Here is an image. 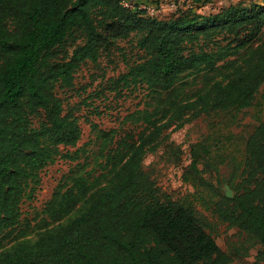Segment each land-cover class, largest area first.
I'll list each match as a JSON object with an SVG mask.
<instances>
[{
  "label": "trees",
  "instance_id": "obj_1",
  "mask_svg": "<svg viewBox=\"0 0 264 264\" xmlns=\"http://www.w3.org/2000/svg\"><path fill=\"white\" fill-rule=\"evenodd\" d=\"M124 0H0V248L19 224V204L28 182L57 158L75 161L61 147L77 146L81 129L55 92L74 88L75 73L87 62L110 56L118 41L134 40L141 52L126 73L110 80L109 90L146 87L153 109L142 111V129L101 132L106 186L91 194L88 207L64 225L40 233L34 244L0 253V264H232L207 233L187 198L162 193L142 165L177 131L201 116L239 112L253 105L264 85V0L237 3L216 13L199 12L208 0H176L175 12L159 20L146 8ZM245 55L222 80L192 98H177L176 81L191 72H218V63ZM37 119L38 126L32 125ZM198 147V149H196ZM172 160L180 148L166 146ZM169 151V152H168ZM190 178L202 187L191 194L219 222L236 228L259 246L264 261V119L245 142L242 169L221 182L203 179L198 164L218 173L203 144L192 148ZM101 166V165H100ZM203 172V171H202ZM237 177L238 181L233 184ZM98 183V180H96ZM37 183V181H35ZM86 177L56 188L46 213L58 222L72 214L89 193ZM237 251V250H236Z\"/></svg>",
  "mask_w": 264,
  "mask_h": 264
},
{
  "label": "rangeland",
  "instance_id": "obj_2",
  "mask_svg": "<svg viewBox=\"0 0 264 264\" xmlns=\"http://www.w3.org/2000/svg\"><path fill=\"white\" fill-rule=\"evenodd\" d=\"M123 4L137 5L141 9L147 8L149 15L159 20L169 19L175 12L173 2L176 0H124ZM261 0H208L199 12L203 14L216 13L222 8L237 3L246 5L257 4ZM134 47V40L118 41L110 56L102 55L97 64L85 63L75 73L74 88L62 90L58 87L55 92L63 99L64 109L77 118L81 129V138L74 148L61 147L62 153L76 155L75 161L57 158L37 172L36 178L28 182L25 196L19 204L20 221L13 232L4 241L0 253L19 244H34L40 233L51 231L58 225H64L85 211L91 194L106 186V169L103 168L105 158L101 155V132L115 133V138L127 132L138 133L142 129V111L151 112L154 102L153 94L146 87L130 92L123 91L116 96L109 90L110 80L126 73L127 65H131L141 56ZM245 55L243 51L226 61L218 63V72H191L182 75L175 83L178 88L177 98L182 100L192 98L194 93L207 90L209 84L215 80H222L224 75L232 71V66L238 64ZM264 119V85L258 92L253 105L239 112H230L218 116H201L185 125L183 128L170 132L167 139L154 151L143 156V168L150 173L157 187L172 200H190L197 210L198 216L205 225V230L216 241L217 245L234 261L232 264H264L257 262L259 246L248 236L219 222L203 203L191 197L197 190L207 193L202 187L183 182V175L192 177L194 172L189 170L192 161V148L196 144L208 147L210 162L218 167V173L209 167L198 164L197 171L203 179L214 185L221 182L223 194H234L231 185L225 180L236 172L238 177L245 156L246 139L260 121ZM34 127L38 126L37 119L32 120ZM172 143L180 148L178 160H172L166 153V146ZM198 149V147H196ZM169 152V151H168ZM101 165V166H100ZM203 171V172H202ZM86 177L91 188L89 193L80 201L72 214L62 220L52 221L46 213V205L51 200L56 188L67 183L71 185V178ZM237 177L233 181L235 184ZM98 180V183L96 182ZM37 181V183H35ZM237 250V251H236Z\"/></svg>",
  "mask_w": 264,
  "mask_h": 264
},
{
  "label": "built area",
  "instance_id": "obj_3",
  "mask_svg": "<svg viewBox=\"0 0 264 264\" xmlns=\"http://www.w3.org/2000/svg\"><path fill=\"white\" fill-rule=\"evenodd\" d=\"M125 7H130L128 4H124ZM147 9V8H146ZM148 10V9H147Z\"/></svg>",
  "mask_w": 264,
  "mask_h": 264
},
{
  "label": "crops",
  "instance_id": "obj_4",
  "mask_svg": "<svg viewBox=\"0 0 264 264\" xmlns=\"http://www.w3.org/2000/svg\"><path fill=\"white\" fill-rule=\"evenodd\" d=\"M258 4H261V1Z\"/></svg>",
  "mask_w": 264,
  "mask_h": 264
}]
</instances>
